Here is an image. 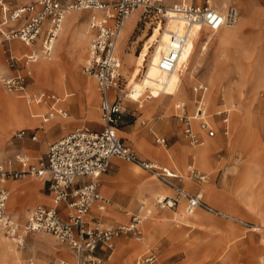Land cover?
<instances>
[{"label": "rangeland", "instance_id": "374dc122", "mask_svg": "<svg viewBox=\"0 0 264 264\" xmlns=\"http://www.w3.org/2000/svg\"><path fill=\"white\" fill-rule=\"evenodd\" d=\"M2 1L10 8H15L32 3L35 0ZM187 1L194 5H203L207 0ZM223 1L209 0V3L221 11H225L229 5H234L239 11L240 18L234 26L227 27L214 35H210L206 30L202 31L195 52L190 59L188 71L184 75L179 91L176 94V96L181 94L180 98L166 97L173 95L170 93L159 94L141 85L148 54L153 50V46L158 42L167 25L166 21L162 23L161 27L156 28V9L152 8L148 13L139 11V20L136 22L132 32L127 36L123 51L119 52L117 49V55L121 62L122 89L123 93L127 95L123 98V103L126 107L124 114L129 110L130 104H133L136 109L138 106L136 102L129 98L139 97L149 91L151 93H148L147 96L151 95L152 97L154 94L160 96L149 101H146L147 96H145L141 100L142 107L145 108L147 104L159 101L170 106L171 112L169 114L174 116L177 114L175 111L177 102L187 100L190 105L192 104L191 88L197 83H204L209 89V94L207 91L204 98L209 122L212 124L216 122L215 116H217V112H228L230 132L227 138L218 135L216 139L203 140L204 145L210 148L206 159L203 155L204 153L199 154V157L196 155L195 151L202 146L193 147L189 145L183 137V124L180 123L182 145L187 146L184 147V156L191 155L194 165L199 171L205 172L204 174L207 176V183L203 184V186H206L205 191H203L204 200L209 198L219 203L223 209L237 213L239 216L225 212L235 217L237 221L248 224V227L232 220H225L221 217L204 213L201 210H196V212L206 217L201 222L180 221V217L177 216V218L175 217L176 219L172 218L175 221L170 226L171 234L165 232L157 235V238L148 236L153 232L152 226L157 222L154 219L160 220L158 213L167 211L159 210L155 205L154 199L156 196H172L174 193L136 166L114 158L112 163H115V165L110 170V175L118 178L116 188L119 193L136 198L139 195V198L140 194H143V189L149 186L148 181H155L160 188L166 190L165 192L153 193L146 199H139L138 205L143 204L145 208L152 211V217L142 222V226H140L143 232L142 241L135 242L129 236L117 237L122 238L124 249L133 247L137 249L141 244L146 243L144 247L139 249L140 254L134 256L131 264H136L139 258L142 260L146 257L147 254L144 255L141 252H147L149 249L157 255L155 264H261L260 260L264 262V248L257 244L260 236H262V242L264 243L262 235L264 234V229L252 231L254 227L264 224V0H228L225 1L226 7L223 6ZM179 2L181 0H162L161 4L168 9ZM71 14H78L82 21H87L89 16L88 12H73ZM204 44L207 45V49L201 48ZM15 45L20 47L18 43H14ZM87 47L88 41L84 54L83 56L81 55L80 62L75 64L74 61L71 64V70L67 69L68 64L56 65L53 56L51 62L50 60H45L44 62L48 61V63L53 65L52 70L49 71L45 79L36 73L35 67L37 64L32 66L31 78L27 80L26 91L29 94L42 91L54 94L59 99L60 108L68 112L67 119H56L49 124L57 121L71 122L73 120V111L76 112L79 104L84 107L87 115L95 116L97 120L101 121L99 95L95 80L82 73ZM22 54L14 55L16 58L21 59ZM1 56L2 48L0 46V65L7 72L5 61ZM17 71H22L20 65L14 70V74ZM3 74L6 73L0 72V77L4 76ZM56 78L61 81L58 86ZM208 79H211L215 84L214 89L208 84ZM212 90L215 101L213 97L211 98L212 100H209ZM221 90L225 97H223ZM62 98L65 99L61 100ZM211 101H214L213 106L209 104ZM190 105L188 110H190ZM21 107L25 108L27 118L35 121L37 126L41 125V119L30 118V115H41L47 109L44 106L28 105L25 99L19 97L18 94L7 93L0 83V162L6 159H14V154H18L23 147L20 140L12 137L16 130L21 129H13L11 126L14 121V115L17 119H24ZM138 110L142 111L143 109ZM244 115H249V124L246 123ZM171 118L173 119L174 117ZM127 121L130 125L132 123L131 117ZM234 124H236L235 129L232 130ZM82 126H84L82 122L77 123L72 126L71 131ZM117 135L120 137L118 132ZM156 138H164L166 146L156 144ZM37 140H39L38 136ZM133 141L135 142L134 144L127 142L126 139L124 140L125 144L139 158L175 169L178 174L182 175V180H185L186 189L184 188V190L188 191L191 189L193 185L191 182L193 181L188 179V175L185 172V168L191 162V159L188 158L183 165L178 164L177 161V164L171 161L166 163L162 161L161 157L152 153L154 150L162 149L165 151V157L168 156L176 146H174L175 137L148 132V124L146 123L145 125L140 124ZM246 143L248 144L246 145ZM29 156V154H26L28 163H35L37 157L34 159ZM205 160L206 163L204 162ZM213 162L215 163V169L210 171L211 166L214 165ZM235 164H238L237 166L241 165L238 169L230 171L229 166H235ZM102 175L99 176L98 180L101 179ZM29 178L36 177L29 176ZM39 179L41 180V178L37 177V180ZM145 181L147 182L142 188L141 184ZM138 186L141 187L135 189ZM188 192L192 193L191 191ZM11 193L7 203L8 213L20 223H23L27 214L19 217L15 213V207L18 204L13 202ZM102 194L109 197L105 193ZM137 206L130 211L126 221L119 225H126L130 222L132 214L137 210ZM212 207L215 208L214 206ZM243 207L249 213L255 215L256 224H253L255 222L252 215H248L246 218L241 213L236 212H242ZM218 210L220 211V209ZM96 215H105V212H99L94 208L86 220L89 221L91 217ZM94 221L92 220V222ZM100 223L104 228L118 226ZM148 226L151 227L149 228ZM189 226L198 228L192 230ZM146 236L148 237L146 238ZM0 238V264H59L60 261H64L67 264H78L76 256L70 249L58 243L50 234L41 232L30 235L26 239L23 249L15 248L1 231ZM164 239H169L171 247L163 256H159L158 250L161 248ZM252 251L258 252V255L251 260ZM184 255L185 258L182 260ZM198 256L202 258L201 262H195Z\"/></svg>", "mask_w": 264, "mask_h": 264}, {"label": "built area", "instance_id": "2783aa9c", "mask_svg": "<svg viewBox=\"0 0 264 264\" xmlns=\"http://www.w3.org/2000/svg\"><path fill=\"white\" fill-rule=\"evenodd\" d=\"M161 3L162 0H35L10 8L0 0V45L19 40L32 48L21 59L7 53L8 67L15 70L20 65L22 71H17L12 76H1L0 83L6 91L24 98L28 105L46 106L47 112L39 115L41 123L56 117L65 118L67 112L60 108L59 99L54 94L44 91L29 94L26 91L27 80L31 78L30 67L40 59L48 60L53 56L55 41L65 16L72 12L92 13L89 29L93 31V37L87 47L82 73L95 80L102 122V129L98 132L86 127L74 128L52 143L45 157L35 163H28L20 155L0 162V231L15 248L23 249L30 235L42 232L52 235L58 243L68 247L76 256L78 264H96L98 259L94 255L95 250L98 247L110 249L114 238L129 236L140 242V226L151 215L143 204L138 206L126 225L104 228L100 222L86 220L92 207L103 212L108 205V200L98 192L96 180L108 171L113 158L136 166L173 191L172 196H156L154 202L159 210L173 209L183 201L186 214L201 209L221 216L204 201L201 192L192 194L184 190L177 183L182 177L175 170L139 158L117 135L125 112L122 100L127 96L122 89L117 42L127 18L133 12L139 10L141 13H148L152 8L156 9V28L161 27L171 15L184 22V33L182 36L171 33L174 45L161 55L158 62L159 70L166 74L169 72L164 71L163 67L172 68V71L176 69L191 28L197 27L214 35L224 28L234 26L240 18L236 6L229 5L225 11H221L211 6L209 0L203 5L181 0L168 9ZM206 93L207 86L203 83H197L191 88V114L187 112L188 103L180 102L175 105L178 112L176 117L183 124V134L193 146L204 142L199 133L204 134L205 138L216 135V128L208 121L206 114ZM150 99L148 95L146 100ZM136 103L140 107L139 102ZM216 115L220 116L223 136H228V112L220 111ZM193 123L197 124L198 132L194 130ZM26 135L27 130L22 129L13 138L22 139ZM30 140L34 141L35 136H31ZM156 143L165 145L160 138L156 139ZM25 176L46 179L49 184L50 205L35 206L27 213L25 221L20 223L7 211L9 192L6 183ZM83 178H90L91 181L81 183ZM188 179L197 184L207 180L206 175L198 171H192ZM62 205L66 208L64 214L60 212ZM154 261L153 256L138 260L145 264H152ZM59 264L67 263L60 261Z\"/></svg>", "mask_w": 264, "mask_h": 264}, {"label": "crops", "instance_id": "0c3cea01", "mask_svg": "<svg viewBox=\"0 0 264 264\" xmlns=\"http://www.w3.org/2000/svg\"><path fill=\"white\" fill-rule=\"evenodd\" d=\"M88 13H89V16H88L87 21L86 20L82 21L81 20L82 18L78 14H71V15L69 14V15L65 16V18L62 22V25H61V30L58 34L56 41H55V46H54V51H53V57H54V61H55L56 65L63 64V63L68 64L67 69L71 70V64L74 61H75V64L80 62L81 55L83 56V54H84V50L86 48L87 41L89 44L91 38L93 37V31L89 29V19H90L92 13L91 12H88ZM139 14H140V12H138V11L133 12L134 16L130 17L129 23L125 26V30H127V36L132 32L136 22L139 19L138 18ZM0 20H1V16H0ZM221 31H223V30H221ZM14 43H18V45H20V47H18L17 45L14 46ZM0 46L2 48L1 58H3V60L5 61L6 69H7V72H6L5 68L2 65H0V72H2V71L5 72L6 74H3L4 76H12V75H14V70L10 69L7 65V57H8L7 53H10L12 56L15 57L14 54L23 53L22 55H24L27 52H29L32 48L29 46H26L25 44H23L19 40H13L11 42H8L6 45L3 44ZM208 84L210 86H212V89H214L215 84L213 83V81L211 79H208ZM4 90L6 91L5 88H4ZM6 92L7 93H13V92H8V91H6ZM222 92L223 91L221 90V93ZM148 93H151V92H149V91L145 92L144 94H142L136 98H129L128 97L133 102H139L140 107L137 106V109H136L133 104L129 105V108H128L129 110L126 112V114L123 115L121 123L117 129L118 133L120 134V138L123 140V142L126 139L127 142L134 144L135 142L133 141V139L136 136V131L139 129L140 124L145 125L147 123L148 124V132L155 133V134L157 133V134H164V135H168V136H173V137H175V140H176L174 142V146L176 145L177 148L175 146L174 150H172V152L170 154H168V156L165 157V151H163L162 149L154 150V152H152L154 155L156 154L157 156L161 157L162 161H164L166 163H167V161H169V162L171 161L172 163H176V161H177L178 164H181V165H183L189 158V159H191V162L185 168L186 174L189 176V174L192 171H198V172L204 174L205 172L203 173V172L199 171L198 168L194 165L193 157L191 155L187 156V157L184 156V154H185L184 147H187V146L182 145L181 124H180L181 122L176 117V115L170 116V114H169V112H171L170 106H168L164 103H161L159 101H156L152 104H147V106H145V108L142 107L141 100H143L144 97L147 96ZM223 94L224 93H222V95ZM157 96H160V95L154 94L152 96L153 98L152 97L151 98L157 99L158 98ZM211 96L213 97V99L215 101L213 90L211 91ZM19 97H21V96H19ZM166 97L180 98L181 94H179L177 96L175 95V96H166ZM223 97H225V95H223ZM64 99L65 98H62L61 100H64ZM152 99H150V100H152ZM146 101H149V100H146ZM214 101L209 102L210 106H213ZM184 102L188 103V107H189V105H190L189 102L187 100ZM59 103L60 102L58 101V105H60ZM191 103H192V100H191ZM122 104H123V108L125 110L126 107L124 106L123 100H122ZM177 104H178V102L176 103V105ZM44 107L46 108V106H44ZM138 109H143V110L139 111ZM192 110L193 109H192V104H191L190 110L187 109V112L191 114ZM175 111H176V109H175ZM30 112H31V109H30ZM177 114H178V112H177ZM30 117L33 119L34 118L40 119L39 115H35V114L30 115ZM130 117H131L132 123L129 125L127 120H129ZM171 117H174V118L172 119ZM215 117H216L215 118L216 122H214L213 125L216 128V135L213 138H205L204 134L199 133V135L203 138V140H206V141L207 140H213V139H216L218 137V135L223 137V138H227V136H223V134H222V125H221V121H220V116H215ZM67 118H68V112H67V117H65V118L56 117L53 120L46 122V123H41V120H40V123H41L40 126H37L35 121L28 120L24 126V130H27L26 137H23L22 139H16V140L21 141V144L23 146L21 149L22 152L20 151L21 153L19 152L18 154H14V157H16L17 155L24 157V154H25V158H26V154L27 155L29 154L30 155L29 157H32L34 159L37 157L36 161L41 159V158H44L47 151H48L49 146L52 143L60 140L64 136H66L71 131L72 126L77 124V123H80V122H82L84 125L82 127H86L92 131L98 132L102 129L101 121L97 120L95 116L92 117V116L87 115L84 107H81L80 104L77 107L76 112L73 111V120L71 122L57 121V122L49 124L50 122L55 121L56 119L65 120ZM193 127H194V130H196V132H198L196 123H193ZM17 131H19V130H16L14 132V134ZM182 132H183V129H182ZM31 136H35L34 141L30 140ZM37 136L39 137V140H37ZM183 137L187 140V138H186V136H184V134H183ZM156 139H155V143H156ZM160 139H163L165 142L164 138H160ZM187 142H188V140H187ZM163 146L165 147L166 145H163ZM190 146H193V145H190ZM193 147H201V148L197 149L195 151V153L197 156L201 153H204L203 155L206 159L207 154H208L209 149H210L209 146L204 145V142H203L201 145H196ZM143 160H145V159H143ZM204 162L206 163V160ZM114 165H115V163H112V160H111V164H110V167L108 169V172L103 174L100 180H98V179L96 180L97 186H98V192L101 194V196H103L105 199L108 200V205H107L106 209L103 211V212H105V215H100V216L96 215V216L91 217L90 220H95V221L98 220L97 222L100 221L106 225H111V226L118 225L119 226V224L126 221L127 217L130 214V211H132L133 209L136 208V206L139 203V199H143V198L146 199L149 196H151L153 193L165 192L166 190L164 188H160V186L157 185L155 181H148L149 186L147 188L143 189V194H140L139 198H138L139 195L136 198V197L131 196V195H124L122 193H119L117 191V188H116L118 178L110 175L111 174L110 170L113 169ZM237 165L238 164H235V166L230 165L229 170L233 171L236 168L238 169L241 164L239 166H237ZM214 167H215V163L213 166H211L210 171L215 169ZM173 170H175V169H173ZM180 176L182 177V175H180ZM30 177H32V176H30ZM206 178H207V176H206ZM90 181H91L90 178H83L80 180L81 183H89ZM146 182L147 181H145L143 184H141L142 188L145 186ZM177 183L183 189L185 188V180L184 181L182 179L177 180ZM191 183H193V185H192L191 189L188 191H191L192 194L197 193V192H201L203 195V191H205V189H206V186H203V184H206L207 180L203 183H200V184H197L194 182H191ZM150 185H153V186H150ZM48 186H49V184L46 181V179L37 180V177L36 178H29V176H25L19 180L8 181L6 183V189L9 192V194L11 192L13 193V194L11 193L12 198H13V202L18 204L15 207V213L19 217H23L25 214H27L30 210H32L35 207L34 206L33 208H31L35 204H37L36 206H38V205L49 206L50 205V195L48 192ZM263 186H264V180H263ZM140 187L138 186L135 189H139ZM102 193L109 195L110 198L103 195ZM166 196H169V195H166ZM203 199H204V195H203ZM204 201H206L211 208H212V206L215 207V204H217V206H219V208L223 209V207L219 203H217L216 201H213L209 198H208V200H206V198H205ZM180 203L184 204L183 201H180L179 204ZM179 204L177 205V207H175L173 209H169V210L164 209L167 211H163L161 213H158V217L160 218V220L154 219L157 222L155 223L154 226L151 225L153 227V232H151V234H149L148 236H154L155 238H157V235L163 234L165 232H169V234H171L172 231H170L171 230L170 226H172V222L175 221L172 218H175V217L177 218V216L180 217V221H191L193 223H199L206 218L205 216L201 215V213H198L196 211H194L190 215H185L183 212V205L180 204V206H179ZM140 205H138V206H140ZM138 206H137V208H138ZM184 206H185V204H184ZM94 208L96 209L95 206L92 207V209H94ZM92 209H91L90 213L88 214V216L91 215ZM180 209H182V212H180ZM198 210H201V209H198ZM217 210H218V208H217ZM223 210H225V209H223ZM65 211H66V208L64 207V205L60 206L61 214H64ZM201 211L204 213L210 214V215H214V214L205 212L203 210H201ZM241 211L242 212H240V211H236V212L241 213L246 218L248 217V215H252L253 220L255 222L253 224H256V217L254 214L249 213L247 210H245V208L242 209ZM222 213H224V214L220 213L221 216H217V215H214V216L221 217L225 220H232L234 222H238L242 226L248 227V224H246L244 222L237 221L235 217H233L229 214L225 215L226 213L224 211H222ZM233 213L235 215L239 216L237 213H235V212H233ZM228 215L235 218V219L230 218ZM151 226H148V227L150 228ZM260 226H262V225H260ZM189 228L194 230L198 227L189 226ZM262 229H259V230H262ZM254 230H258V229L253 228L252 231H254ZM262 235H263V240H264V234H262ZM148 236H146V238ZM142 238H143V232H142ZM225 239H227V238H225ZM258 240L259 241H257V244L264 248V243L262 242V236H260L258 238ZM111 245L112 246L110 249H107L105 247H98L95 250L94 255L98 259V262L96 264H131V261L133 260L134 256L136 254H140L139 249L144 247L146 245V243L144 245H142L141 247H138L137 249L134 247L124 249V242H123L122 238H117V239L114 238L111 242ZM170 247H171V245H170L169 239H164L162 242L161 248L158 250V255L163 256L166 252L169 251ZM141 253H144V255L147 254V256H153L155 258V261L152 264L156 263L157 255L153 251H150V249L147 250L146 253L145 252H141ZM144 255H142V256H144ZM257 255H258V252L252 251L251 252V258L250 257L249 258L252 260V258L254 259ZM199 257L200 256L196 257L195 262H201L202 261V258L201 257L199 258ZM184 258H185V255L183 256L182 260ZM139 260H140V258H139ZM260 263L264 264L263 260H260ZM136 264H145V263H139L137 260Z\"/></svg>", "mask_w": 264, "mask_h": 264}, {"label": "bare ground", "instance_id": "6f19581e", "mask_svg": "<svg viewBox=\"0 0 264 264\" xmlns=\"http://www.w3.org/2000/svg\"><path fill=\"white\" fill-rule=\"evenodd\" d=\"M225 1H228V0H224L223 1L224 2L223 3L224 7H226ZM138 12H139V10H138ZM133 16L134 15L132 13L127 18V20H126V22L124 24V27L121 30V33H120V36H119V39H118V42H117V49H118L119 52L123 51L124 44H125V42L127 40V30H125V26L129 23L130 17H133ZM184 29H185L184 22L182 20L177 19L176 17H174V15H171V18L167 20V25H166L165 29L163 30V34L160 35L158 42L153 46V50L150 51L149 54H148V57H147V60H146V64H145V67H144V70H143V78H142V83H141L142 87H144L146 89H152L156 93H159V94L170 93L171 95L175 96L178 93L179 87H180L181 82H182V79H183L184 75L186 74V72L188 71V65H189L190 59H191L193 53L195 52L196 45L198 43V40L200 39V35H201V32H202L203 29H199L197 27L191 28L190 33H189V38L186 41V45L184 47V51L180 55L178 64H177L176 69L174 71H172V68L163 67L164 71H166V72L168 71L169 72L168 74L163 73L162 71L159 70L157 65H158V62L160 60L161 55L163 53L168 52V50L174 45V42L172 41V39L170 37L171 33H174V34H176L178 36H182V34L184 33ZM199 30H200V32H199ZM201 48L207 49V45L204 44ZM51 58L48 59V60H50V62H51ZM44 61H45L44 59H42V60L40 59V61L37 63V66L35 67L36 73L40 77H42L43 79H45V77H47V74L53 68V65L48 63V61L47 62H44ZM32 66L33 65H31V67H30L31 70H32ZM56 84H57V86L59 84H61L60 79L56 78ZM207 91H208V94H209L208 87H207ZM150 97H151V95H150ZM209 97H210L209 100H212L211 99L212 96L210 95ZM21 112H22V116H23L24 119L23 120L22 119H17L15 117V115H14L13 116L14 121L11 124L13 129H23L25 124H26V122L28 120H30L25 115L26 114L25 108L21 107ZM244 119H245L246 123L249 124V122H250L249 115H244ZM235 125L236 124L233 125L232 130L235 129ZM247 144L248 143H246V145ZM258 193H260V192L258 191ZM180 204L183 205V212H184L185 215H190L194 211L198 210V209H195L190 214H186L185 211H184V204L183 203H180ZM180 204H179V206H180ZM215 207L220 209V211L222 210L224 212L234 214L232 211H229V210H226V209L223 210L222 208H219V206H217V205H215ZM213 209L218 211V212H220L219 210H217L215 208H213ZM146 210L151 212V215H152V211L151 210H148L147 208H146ZM180 212H182V209H180ZM220 213L224 214L222 212H220ZM225 215H227V214H225ZM151 217L152 216H150L149 218H151ZM229 217L234 219L231 216H229ZM254 228L258 229V230L262 229V228L264 229V224H262V226H258V227H254ZM144 244L145 243L141 244L139 247H141Z\"/></svg>", "mask_w": 264, "mask_h": 264}]
</instances>
